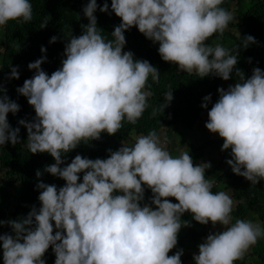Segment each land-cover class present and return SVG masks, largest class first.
<instances>
[{"label": "clouds", "instance_id": "clouds-1", "mask_svg": "<svg viewBox=\"0 0 264 264\" xmlns=\"http://www.w3.org/2000/svg\"><path fill=\"white\" fill-rule=\"evenodd\" d=\"M223 3L111 0V11L121 23L107 39L97 27V2L89 0L83 8L88 24L81 26L82 34L69 32L65 37L62 66L49 76L41 69L44 56L29 63L35 75L16 89L35 112L32 122L19 121L27 130L24 146L31 154L48 153L55 163L44 172L65 184L57 189L38 183L40 208L33 207L22 220L7 221L13 234L0 235L3 264H45L42 257L49 247L54 264H181L182 250L168 253L177 245L180 229L188 226L181 220L185 213L201 225L224 228L198 246L194 264H234L264 238L259 223L232 222L233 199L224 191L213 193L215 179H206L210 163L194 165L186 147L178 156L171 155L155 130L139 135L131 145L122 142L117 151L109 150L107 159L77 155L61 167L62 155L100 139L101 133L115 135L125 123L135 125L149 108L148 79L158 83L160 73L148 61L134 60L131 52L123 51L124 33L132 27L157 43L161 59L177 65L178 71L201 79L232 77L238 49L255 41L248 36L232 48L205 43L217 34L218 40L223 37L235 19ZM99 10L106 13L108 4ZM32 19L30 0H0V28L9 21ZM56 41L53 36L49 43ZM235 77L234 86L217 89L219 98L207 113L205 128L223 140L221 151L231 150L226 163L233 174L256 185L264 181V71L255 68L245 79L243 71L236 70ZM9 78H19L17 68ZM172 91L169 86L163 93L164 103L152 109V117L168 107ZM203 100L201 107L207 108L211 95ZM18 111L17 103L0 95V146L19 143V128L11 129L6 119ZM80 173L84 174L78 183ZM41 175L36 172L37 178ZM145 187L155 210L141 206Z\"/></svg>", "mask_w": 264, "mask_h": 264}, {"label": "trees", "instance_id": "trees-1", "mask_svg": "<svg viewBox=\"0 0 264 264\" xmlns=\"http://www.w3.org/2000/svg\"><path fill=\"white\" fill-rule=\"evenodd\" d=\"M88 2L89 0H30L33 7L32 21L28 23L9 21L3 27L5 51L2 62L3 82L0 83V89L3 91L0 92V95H6L10 101H14L19 106V111L15 115L8 113L6 117L11 129L19 128V143L16 145L5 143L0 146V170L2 171L0 221L5 222L3 226H0V235L4 233L13 234L7 225V221L22 220L33 207L37 210L40 208L38 200L40 190L36 188L38 183L55 185L57 189L65 184L62 179L44 172L45 167L55 163L48 153L31 154L24 146L27 141V130L19 121L32 122L35 118V112L28 104L27 98L18 94L16 89L22 87L26 79L35 75V70H29L28 65L42 56L45 57V62L41 65V69L49 76L62 66V60L65 59V37L68 36L69 32L73 36L79 37L82 34L81 26L88 24V20L83 14V8ZM96 2L98 7L94 15L97 19V27L102 30L107 39H111L114 28L119 26L121 21L111 11V0H96ZM105 3L108 4L109 10L102 13L99 8ZM236 3L241 20L238 24L231 25L235 32L225 31L219 40L217 39L219 34H217L205 43L215 45L219 42L226 48H232L235 44L241 43L244 38L254 37V43L246 49H238V62L232 73V76H235L236 70H242L245 79H247L251 77L255 68L264 71V0H224L221 7L231 12ZM44 20H48V22L46 27L41 29L40 25ZM53 36L57 37V41L49 43ZM124 36L126 44L123 51L131 52L134 60L148 61L160 73L158 83L153 82L151 76L148 79L151 88L146 90L152 92L148 98L150 106L135 125L125 123L115 135L109 136L106 133H101L100 139L89 141L88 144L81 143L71 152L62 155L61 158L64 163L61 167H66L77 155L91 160L107 159L109 150L117 151L119 145L124 141L131 145L134 142L132 137L147 135L150 130H155L157 135H160L162 130L167 129L168 139L180 128L190 132L196 131L195 129L200 126L201 119L206 118L207 122V113L219 98L217 89L223 88L224 80L213 75L201 79L194 73L188 74L178 71L177 65L164 62L161 59L158 54L159 45L146 39L136 27L125 31ZM42 47L46 49L45 53L41 52ZM13 67L17 68L19 72L18 79L9 78ZM169 86L173 90L172 101L168 107L163 109L162 113L152 117V109L164 103L163 93L169 90ZM208 95H211V100L207 108H202L203 98ZM200 130L202 131V127ZM200 136L206 140L201 145H194L189 154L194 165L200 164L208 153L214 152L222 156L220 163L205 173V176L206 179H215L213 193L224 189L232 190L234 199L239 203L231 213L232 222L234 223L239 218L250 217L252 209L257 207L254 219L257 222L259 220L264 229V181L252 185L243 177L233 174L226 163L227 160L231 159V150L221 151L223 140L221 138L212 140L203 131ZM200 136L198 133L197 139ZM199 140L202 142L201 139ZM37 171L42 173L39 178L36 177ZM83 174H78L80 176L78 183L82 182ZM151 198L150 189L145 187L141 206L147 204L154 209V206L151 205ZM169 199L170 202L177 203L174 198ZM181 220L186 221L188 226L180 229L177 245L168 255H174L176 251L182 250L181 264L188 262L194 264L193 256L198 254V246L209 235L207 231L201 230V227L212 226V224L201 225L195 222L188 213H185ZM216 227L220 228H218V232L224 230L219 224ZM42 259L45 264H54L55 254L51 247ZM257 259L259 262L256 263L257 261L254 260L255 264H264V254L257 256ZM0 264H3L2 250H0ZM234 264H248V260L244 257L242 260L235 261Z\"/></svg>", "mask_w": 264, "mask_h": 264}, {"label": "rangeland", "instance_id": "rangeland-1", "mask_svg": "<svg viewBox=\"0 0 264 264\" xmlns=\"http://www.w3.org/2000/svg\"><path fill=\"white\" fill-rule=\"evenodd\" d=\"M231 13L235 19H233L229 23L228 28L226 29L227 32H230V31L235 32L234 28L231 25H236L241 20L240 13H239L238 8H237V3L234 6ZM4 48H5V46H4V32H3V27H2V28H0V83L3 82V65H2V62H3V54L5 51ZM237 82L238 81H237L236 77L232 76L229 80L224 82L223 88L227 90L229 86H234L235 83H237ZM205 123H206V118L201 119L200 126H198L195 129L196 131H193V132H190V131H187L185 129L180 128L178 132L171 135L170 139L167 138V129H164L161 132V134L158 135L160 138V141H161V145L163 147H165V149L167 151H169L171 155L178 156L180 154V152L185 151L187 149L190 152V150L193 149L194 145H201L202 143H204V141L206 139L202 138L203 135L200 136L202 131L205 135H209L212 140L220 139L218 134H213V133L208 132V130L205 128ZM200 127H202V131L200 130ZM198 133L200 136L199 139H201L202 142H200V140L197 139ZM136 137H138V135H135V138ZM135 138L132 137V140H135ZM124 143L129 144V142H124ZM121 146H122V144H120L119 148ZM221 158H222V156H220V154H217L214 152L206 154L205 159H203L201 163H210L211 167L209 169H207L205 173H207L211 169L215 168L220 163ZM1 176H2V171L0 170V182H1ZM223 191L226 192L233 199V209L235 210L239 203L234 199L232 190L230 191L229 189H224ZM256 210H257V207L253 208L252 213L250 214V217L248 216L244 220H251L253 223H259L261 228H262V225L259 222V220L257 222V220L255 221V219H254L256 217V216H254V214H256ZM218 228L216 226L215 227L206 226V227H201V230L207 231L210 234V233H218ZM54 232H55V228H54ZM187 252H189V251H187ZM258 253H260V254L258 255ZM254 254L257 256L264 254V238H261L260 240H258L257 244L252 246L248 250V252L245 254L244 257L248 260V264H255L254 260L257 261L256 263L259 262V260L257 259V256H255ZM183 257L186 258L185 255H183ZM187 264H190V263L188 262Z\"/></svg>", "mask_w": 264, "mask_h": 264}]
</instances>
